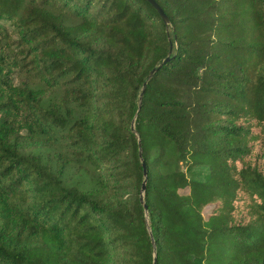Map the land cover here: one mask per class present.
Instances as JSON below:
<instances>
[{"label":"trees","instance_id":"16d2710c","mask_svg":"<svg viewBox=\"0 0 264 264\" xmlns=\"http://www.w3.org/2000/svg\"><path fill=\"white\" fill-rule=\"evenodd\" d=\"M156 1L0 0V264H264V0Z\"/></svg>","mask_w":264,"mask_h":264},{"label":"water","instance_id":"95a60500","mask_svg":"<svg viewBox=\"0 0 264 264\" xmlns=\"http://www.w3.org/2000/svg\"><path fill=\"white\" fill-rule=\"evenodd\" d=\"M150 1L155 5V7L157 8V10L160 12V14H161L162 18L164 19L165 23L166 24H169L170 23V18L167 15V13L163 10V8L161 7V5L156 0H150ZM168 59H169V57L165 58L164 59V62L166 60H168ZM158 68H159V66H155L154 68H152V70L150 71V76H149L148 80L154 75V73L158 70ZM148 80H146L144 82V84H143V88H142L141 93H140V100H142V98H143V95L145 93V89H146V85H147ZM140 106H141V104H140ZM132 129L135 130V119L132 122ZM140 144H141V142H140ZM140 155L142 156V149L141 148H140ZM142 163H143L145 178H144V181H143L140 198H141V201L144 203L145 208L147 209L148 206H147V204L145 203V200H144V194H145L144 192H145V189H146V182H147V173H148V170H147V166H146L145 160L143 158H142ZM155 254H156V247H155ZM154 264H156V259H155Z\"/></svg>","mask_w":264,"mask_h":264}]
</instances>
